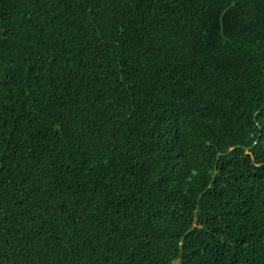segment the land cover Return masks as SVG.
I'll return each instance as SVG.
<instances>
[{
    "label": "trees",
    "instance_id": "1",
    "mask_svg": "<svg viewBox=\"0 0 264 264\" xmlns=\"http://www.w3.org/2000/svg\"><path fill=\"white\" fill-rule=\"evenodd\" d=\"M0 264H264V0H0Z\"/></svg>",
    "mask_w": 264,
    "mask_h": 264
}]
</instances>
